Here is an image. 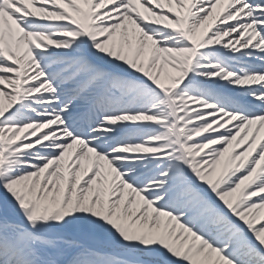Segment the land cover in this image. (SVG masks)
<instances>
[{
	"label": "snow or ice",
	"instance_id": "1",
	"mask_svg": "<svg viewBox=\"0 0 264 264\" xmlns=\"http://www.w3.org/2000/svg\"><path fill=\"white\" fill-rule=\"evenodd\" d=\"M0 264H264V0H0Z\"/></svg>",
	"mask_w": 264,
	"mask_h": 264
}]
</instances>
